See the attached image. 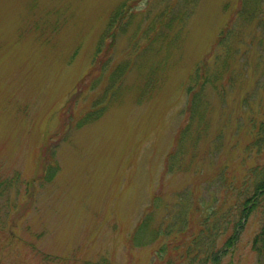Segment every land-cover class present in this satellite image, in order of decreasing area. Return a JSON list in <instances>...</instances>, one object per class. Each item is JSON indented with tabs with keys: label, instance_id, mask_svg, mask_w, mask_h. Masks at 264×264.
<instances>
[{
	"label": "rangeland",
	"instance_id": "obj_1",
	"mask_svg": "<svg viewBox=\"0 0 264 264\" xmlns=\"http://www.w3.org/2000/svg\"><path fill=\"white\" fill-rule=\"evenodd\" d=\"M203 65L219 79L186 132ZM263 113L264 0H0V264H153L194 236L195 264H264V203L236 205L254 189L242 163L264 167L239 126ZM146 217L166 236L139 247Z\"/></svg>",
	"mask_w": 264,
	"mask_h": 264
},
{
	"label": "trees",
	"instance_id": "obj_2",
	"mask_svg": "<svg viewBox=\"0 0 264 264\" xmlns=\"http://www.w3.org/2000/svg\"><path fill=\"white\" fill-rule=\"evenodd\" d=\"M124 9V8H123ZM122 7L117 9L111 17L109 28L114 29L117 28L118 24L121 23L130 15L128 13V8L123 10ZM116 26V27H115ZM108 28V29H109ZM116 34V30H114V33ZM112 34V35H113ZM113 46V41L107 44L105 47L101 44V47L98 49V54L96 55L97 59L104 57L107 55ZM109 58V56H108ZM206 65L200 66V68L197 70V72L193 75V78L190 79L189 85L187 87L188 92V104L186 106V116H187V123L185 124L184 130L186 132H192L189 131L191 126L194 124L196 117L199 115V105L201 104L200 101L204 97V89L206 85L211 84L212 82H215V80L218 78H212L210 77L208 71L206 70ZM226 86H225V92H226ZM225 94V93H224ZM222 94V96H224ZM249 96V95H248ZM103 109H99L98 111H94L90 114L89 118L86 120H90L92 118H98L99 115H101ZM239 130L241 129H247L249 136L251 137V142L247 145L246 151L249 153V156L253 152L261 151L264 148V113L261 115L260 120H258L254 115H251V117H248L246 120V123L239 126ZM224 130V129H221ZM184 133L183 131H181ZM198 136V135H197ZM183 137H180V141H178L177 145H175L174 153L171 155V158L176 161L178 155L181 153V149L183 146V143L181 142V139ZM191 138L193 139L192 135ZM170 159L167 161L166 168H168ZM243 162H246V159L243 158ZM245 165L246 169L249 172V176L252 177V186H254L253 193L251 195H248L241 199L236 205L240 209V215H248L254 207L258 204L264 203V167L260 165L259 162H257V166H251L248 163H242ZM174 165H172L173 167ZM171 167V168H172ZM228 169L223 170L221 173L224 172L225 181L224 187H228V184H232L234 182L236 175L228 176ZM53 167L48 169L44 176L46 178L51 177L53 175ZM230 175V174H229ZM238 177V176H237ZM226 183V184H225ZM264 207V204L263 206ZM143 218L140 220V222L137 225V228L135 229V232L132 236L131 242H133L136 246L139 247H145L152 245L156 242H160L159 240L165 239L166 233L164 230H166L165 225L162 223L159 228L155 229H149L150 226H148V221ZM179 222L178 230L183 234L187 230V223L185 218H180V216L177 218ZM242 222L240 221L235 225V228L241 225ZM201 227V226H200ZM173 229V225L170 227L169 231ZM205 230V229H202ZM264 236V228L262 231L261 236ZM195 237V236H194ZM193 237V238H194ZM192 238L191 242L184 239L182 243L176 239H171L167 244L160 243V246L156 250V258L154 259L153 264H195L197 260L200 259L199 252L202 254L205 251H201V245H195L198 241V237L196 236L194 239ZM235 236L233 233L232 239L234 240ZM259 240V237L257 238V241ZM232 242V241H231ZM234 241L233 243H235ZM231 244V246L233 245ZM227 246V245H226ZM230 246V244L228 245ZM227 246V247H228ZM209 247V246H208ZM255 247V246H254ZM177 249H182L183 252H178ZM198 249V250H197ZM199 251V252H198ZM258 256L263 258L261 259L262 262L264 261V246H260L257 249ZM214 261L217 263L220 262L219 255L214 252L213 254Z\"/></svg>",
	"mask_w": 264,
	"mask_h": 264
},
{
	"label": "bare ground",
	"instance_id": "obj_3",
	"mask_svg": "<svg viewBox=\"0 0 264 264\" xmlns=\"http://www.w3.org/2000/svg\"><path fill=\"white\" fill-rule=\"evenodd\" d=\"M119 8H120V7H118L117 9H119ZM117 9H116V10H117Z\"/></svg>",
	"mask_w": 264,
	"mask_h": 264
}]
</instances>
